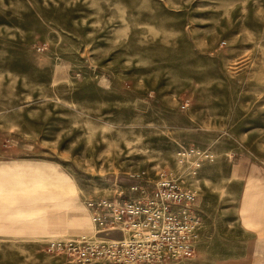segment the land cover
Returning <instances> with one entry per match:
<instances>
[{
  "label": "rangeland",
  "instance_id": "obj_1",
  "mask_svg": "<svg viewBox=\"0 0 264 264\" xmlns=\"http://www.w3.org/2000/svg\"><path fill=\"white\" fill-rule=\"evenodd\" d=\"M191 145L182 264H264V0H0V264H66L47 245L94 233L85 197Z\"/></svg>",
  "mask_w": 264,
  "mask_h": 264
},
{
  "label": "built area",
  "instance_id": "obj_2",
  "mask_svg": "<svg viewBox=\"0 0 264 264\" xmlns=\"http://www.w3.org/2000/svg\"><path fill=\"white\" fill-rule=\"evenodd\" d=\"M213 155L198 146L181 147L175 171L109 194L85 197L94 233L50 242L48 254L66 264H182L195 258L203 218L197 180Z\"/></svg>",
  "mask_w": 264,
  "mask_h": 264
},
{
  "label": "crops",
  "instance_id": "obj_3",
  "mask_svg": "<svg viewBox=\"0 0 264 264\" xmlns=\"http://www.w3.org/2000/svg\"><path fill=\"white\" fill-rule=\"evenodd\" d=\"M239 172H240V168H239ZM200 245V244H199Z\"/></svg>",
  "mask_w": 264,
  "mask_h": 264
}]
</instances>
